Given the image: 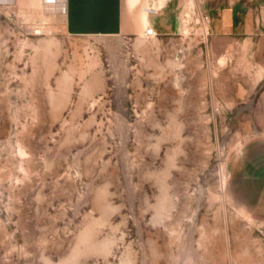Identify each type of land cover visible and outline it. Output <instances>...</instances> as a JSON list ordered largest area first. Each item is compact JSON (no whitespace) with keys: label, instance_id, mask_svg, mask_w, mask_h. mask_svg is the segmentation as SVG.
Here are the masks:
<instances>
[{"label":"rangeland","instance_id":"obj_1","mask_svg":"<svg viewBox=\"0 0 264 264\" xmlns=\"http://www.w3.org/2000/svg\"><path fill=\"white\" fill-rule=\"evenodd\" d=\"M193 4L179 33L74 36L65 0H0V264H264L230 194L264 54Z\"/></svg>","mask_w":264,"mask_h":264},{"label":"crops","instance_id":"obj_2","mask_svg":"<svg viewBox=\"0 0 264 264\" xmlns=\"http://www.w3.org/2000/svg\"><path fill=\"white\" fill-rule=\"evenodd\" d=\"M183 1L65 0L66 31L74 36L137 35L148 28L157 34L179 33L182 24L177 8ZM187 1H193L192 7H206L212 36L224 41H259L254 54H264V0ZM146 7L157 12L147 13ZM228 50L241 55L240 48ZM230 194L239 206L264 222V134L232 159Z\"/></svg>","mask_w":264,"mask_h":264},{"label":"built area","instance_id":"obj_3","mask_svg":"<svg viewBox=\"0 0 264 264\" xmlns=\"http://www.w3.org/2000/svg\"><path fill=\"white\" fill-rule=\"evenodd\" d=\"M145 10L148 13H155L157 10L154 7H146ZM190 14H193L192 16L198 17L197 24H201V36L204 38H208L210 35H212V29H211V18L210 15L206 11H202L201 9L192 8L190 9ZM185 17H188V14H185ZM157 34L156 31H154L153 28H148L146 30V34Z\"/></svg>","mask_w":264,"mask_h":264},{"label":"bare ground","instance_id":"obj_4","mask_svg":"<svg viewBox=\"0 0 264 264\" xmlns=\"http://www.w3.org/2000/svg\"><path fill=\"white\" fill-rule=\"evenodd\" d=\"M51 1H53V2H54V1H56V0H51ZM146 12H147V11H146ZM147 13H148V12H147Z\"/></svg>","mask_w":264,"mask_h":264}]
</instances>
